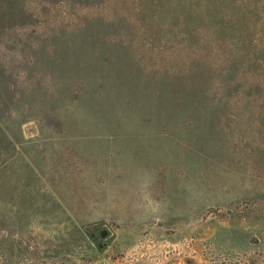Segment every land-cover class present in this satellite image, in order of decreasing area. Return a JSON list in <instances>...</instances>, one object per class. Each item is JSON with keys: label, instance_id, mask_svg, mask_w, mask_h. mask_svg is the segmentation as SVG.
Here are the masks:
<instances>
[{"label": "rangeland", "instance_id": "obj_1", "mask_svg": "<svg viewBox=\"0 0 264 264\" xmlns=\"http://www.w3.org/2000/svg\"><path fill=\"white\" fill-rule=\"evenodd\" d=\"M0 264H264V0H0Z\"/></svg>", "mask_w": 264, "mask_h": 264}, {"label": "water", "instance_id": "obj_2", "mask_svg": "<svg viewBox=\"0 0 264 264\" xmlns=\"http://www.w3.org/2000/svg\"><path fill=\"white\" fill-rule=\"evenodd\" d=\"M108 235L107 231H103L101 233V238H105Z\"/></svg>", "mask_w": 264, "mask_h": 264}]
</instances>
